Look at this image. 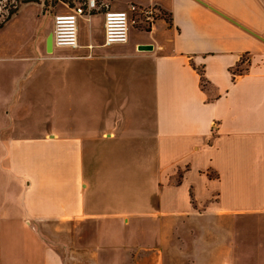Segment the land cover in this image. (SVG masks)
I'll return each instance as SVG.
<instances>
[{"label": "crops", "instance_id": "1", "mask_svg": "<svg viewBox=\"0 0 264 264\" xmlns=\"http://www.w3.org/2000/svg\"><path fill=\"white\" fill-rule=\"evenodd\" d=\"M127 1L150 39L104 47L97 13L48 53L73 6L0 0V264H165L210 199L264 218V0Z\"/></svg>", "mask_w": 264, "mask_h": 264}, {"label": "rangeland", "instance_id": "2", "mask_svg": "<svg viewBox=\"0 0 264 264\" xmlns=\"http://www.w3.org/2000/svg\"><path fill=\"white\" fill-rule=\"evenodd\" d=\"M21 1L44 2L46 7L60 4L59 1H62L74 6L73 0H9L4 2L3 6L8 13L13 11ZM118 1L121 4L128 2L127 0ZM150 32V30L145 32L142 28L131 26L130 45L150 39ZM85 34L88 38L87 29ZM212 205L213 202L210 199L206 206L201 207L202 210H206L205 216L191 217L183 221L182 233L179 224L174 225L168 248L164 250L165 264H227V258L232 256L235 264H264V218L217 219L211 215L207 216Z\"/></svg>", "mask_w": 264, "mask_h": 264}, {"label": "built area", "instance_id": "3", "mask_svg": "<svg viewBox=\"0 0 264 264\" xmlns=\"http://www.w3.org/2000/svg\"><path fill=\"white\" fill-rule=\"evenodd\" d=\"M9 0H4L8 2ZM15 1V0H14ZM111 0H78L67 12L53 16V46L79 49V19L90 20L95 14L103 13L104 47L125 45L129 42L131 26L152 30L159 13L155 8L132 4L128 10H113ZM92 45L88 49L92 50ZM91 56V55H90Z\"/></svg>", "mask_w": 264, "mask_h": 264}, {"label": "water", "instance_id": "4", "mask_svg": "<svg viewBox=\"0 0 264 264\" xmlns=\"http://www.w3.org/2000/svg\"><path fill=\"white\" fill-rule=\"evenodd\" d=\"M47 51L48 53H52L53 51V35H51L47 40Z\"/></svg>", "mask_w": 264, "mask_h": 264}]
</instances>
